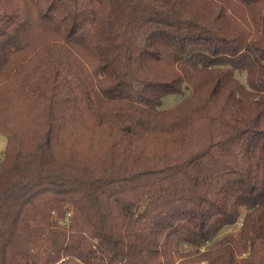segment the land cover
Here are the masks:
<instances>
[{
    "label": "trees",
    "instance_id": "trees-1",
    "mask_svg": "<svg viewBox=\"0 0 264 264\" xmlns=\"http://www.w3.org/2000/svg\"><path fill=\"white\" fill-rule=\"evenodd\" d=\"M0 133V264H264V0H0Z\"/></svg>",
    "mask_w": 264,
    "mask_h": 264
},
{
    "label": "rangeland",
    "instance_id": "rangeland-1",
    "mask_svg": "<svg viewBox=\"0 0 264 264\" xmlns=\"http://www.w3.org/2000/svg\"><path fill=\"white\" fill-rule=\"evenodd\" d=\"M181 95L175 94V95H171L166 97L163 100V108H172L173 106H175L178 102H180L181 100ZM6 146V137L0 133V160L2 159V153L3 150L5 149Z\"/></svg>",
    "mask_w": 264,
    "mask_h": 264
}]
</instances>
